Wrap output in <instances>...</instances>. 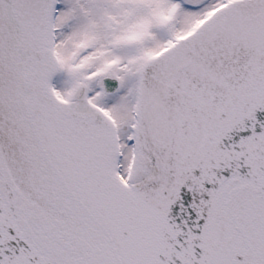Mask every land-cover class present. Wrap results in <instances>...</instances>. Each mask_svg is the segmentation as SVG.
I'll return each instance as SVG.
<instances>
[{"label": "snow or ice", "instance_id": "1", "mask_svg": "<svg viewBox=\"0 0 264 264\" xmlns=\"http://www.w3.org/2000/svg\"><path fill=\"white\" fill-rule=\"evenodd\" d=\"M0 264H264V0H0Z\"/></svg>", "mask_w": 264, "mask_h": 264}]
</instances>
